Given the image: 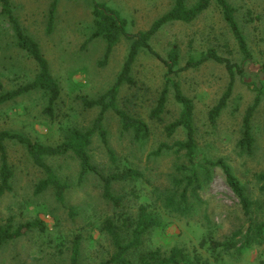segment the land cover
Listing matches in <instances>:
<instances>
[{
  "label": "rangeland",
  "instance_id": "1",
  "mask_svg": "<svg viewBox=\"0 0 264 264\" xmlns=\"http://www.w3.org/2000/svg\"><path fill=\"white\" fill-rule=\"evenodd\" d=\"M51 1L11 0L15 15L26 32L39 42L60 84V97L54 105L56 116L51 118L44 111L47 98L39 89L0 104V129L20 132L45 144L62 141L72 127L82 130L91 127L99 109L84 107L80 96L96 97L112 84L131 43L130 39L121 37L106 61L101 63L106 47L104 37L97 36L83 45L94 26L92 0H58L52 30L46 33ZM96 1L103 2L126 20L127 33L146 29L173 3V0ZM194 1L186 0V3L191 5ZM228 2L235 8L236 21L251 52L249 60L242 62L243 55L214 0H210L207 8L191 22L165 23L151 36L150 44L165 57L171 43L176 41L179 45L178 66H182L189 55L197 56L207 48L215 49L233 62L243 63L244 73L235 74L227 104L214 124L208 119V111L228 84L229 74L224 65L208 60L180 71L177 78L183 92L194 103L198 157L223 158L246 186L249 196L262 205V214L264 192L258 189L254 175L264 171L263 95L251 120L254 136L251 153L240 152L236 142L240 137L243 113L257 92L255 85L264 83V0ZM165 70L160 59L140 49L132 67L135 85H124L118 96L120 107L148 123L150 135L147 139L136 141L132 131H122L118 117L110 110L103 119L117 165L120 168L136 167L143 173L138 181L113 184L116 193L136 190L138 197L128 194L123 200V211L134 216L138 206L144 204L161 221V226L150 229L143 236L141 248L167 251L173 245H182L206 258L207 264H264V249L259 246L241 252L230 250L217 260L210 253L209 238L222 240L232 231L245 227L238 200L219 168H213L211 179L200 189L201 202L192 216L179 217L163 207L161 194L169 187L172 175L179 174L176 166L185 161L183 153L174 152V149L152 154L159 144H172L184 138L181 128L170 136L164 131V125L175 119L180 109L173 99L171 87L161 119L148 118L163 86ZM34 73V61L15 46L10 25L0 12V90L25 83ZM6 148L13 176L11 190L0 196V224L6 223L8 218L14 226L38 218L46 229L33 228L3 243L0 264H69L71 243L76 234H80L79 264H98L109 257L114 246L101 224L105 217L116 212L101 195L102 183L98 175L88 172L79 180V161L70 152L46 156V162L58 178L68 184L64 203L60 204L55 200L53 188L47 187L38 193L34 191L44 173L33 163L24 146L10 140L6 142ZM88 153L103 173L112 170L104 144L97 134L91 136ZM70 207L73 214L69 213ZM132 256H136L135 251Z\"/></svg>",
  "mask_w": 264,
  "mask_h": 264
},
{
  "label": "trees",
  "instance_id": "2",
  "mask_svg": "<svg viewBox=\"0 0 264 264\" xmlns=\"http://www.w3.org/2000/svg\"><path fill=\"white\" fill-rule=\"evenodd\" d=\"M219 7L221 14L230 28V31L237 43L238 49L243 55L242 62L249 60L251 52L247 45L234 12L235 8L228 0H214ZM58 0H52L48 8L46 23V33H50L54 23L55 8ZM210 0H195L191 5H187L186 0H173L170 8L157 17L144 30L134 33H127L125 30L126 20L114 9L106 6L103 2L92 0L93 30L83 42V45L97 36L104 37L106 41L103 55L104 63L114 45L121 37L131 40L125 59L122 63L112 84L96 97L80 96L82 105L86 108L98 107V112L93 119L92 125L86 130L76 127L69 129L65 139L55 144H45L31 139L29 136L10 129H0V196L11 190V178L13 170L8 161L6 148L7 141H14L24 146L31 157L33 163L39 167L44 177L35 185L36 193L43 191L47 187L54 190L55 200L64 203L65 189L67 182L61 181L52 167L46 162V156L62 155L72 153L79 161V180L88 172L98 175L102 183V197L110 202L115 209L113 216H107L102 221L101 227L109 236L114 251L109 257L100 260L98 264H207L208 260L202 258L197 252H192L182 245H173L167 251L160 248L142 249L143 236L152 228L161 226V221L157 215L150 211L146 205L141 204L137 208L134 216L123 211V200L130 194L136 197V190L131 189L129 193H116L113 190L115 182L132 183L143 177V173L136 167L125 166L120 168L117 165V157L107 140V133L103 125V119L107 111H112L119 119L122 131H132L136 141H143L150 135L148 123L137 114L122 108L118 104V96L124 85H135L132 75V67L140 49H144L156 58L160 59L165 67L164 83L155 100V104L148 112L150 120H160L165 111L167 96L170 87L173 90V99L179 104L180 109L175 119L164 125L165 133L170 136L178 128L184 132L183 139H177L172 144L161 143L152 154L158 155L163 149H174V152H182L185 161L176 166V171L171 177L169 187L161 194L162 205L168 212L179 217H190L197 212V206L201 202L200 189L212 177L213 168H219L225 182L235 195L240 205L245 227L232 231L222 240L208 239L210 253L215 260L221 257L222 253L230 250L241 252L245 248L259 246L264 249V211L258 200L252 199L246 186L233 172L231 166L221 157L211 159L198 157V143L196 138V128L194 125V103L192 98L186 95L177 78L182 70L197 67L205 61L213 60L223 64L229 74V81L215 104L208 111V119L214 124L222 109L226 106L230 96L235 74L244 73L243 63L233 62L230 58L217 53L213 48H207L197 56L189 55L182 66L179 63V45L173 41L166 53L162 57L150 44V38L165 23L173 21L191 22L209 5ZM0 12L6 17L12 34L14 44L23 50L35 63V73L31 80L19 84L11 89L0 90V104L9 101L23 93L32 90H42L46 94V106L44 111L54 118V105L57 103L61 87L53 75L50 63L42 52L37 39L26 32L19 19L14 13L11 0H0ZM1 88V87H0ZM256 95L249 104L242 116L240 137L236 145L242 153H251L254 145L252 133V116L264 96V83L255 85ZM127 101H130L127 98ZM97 134L104 144L109 163L112 170L103 173L100 168L91 161L88 153V146L91 143V136ZM258 182V189L264 192V171L255 175ZM138 197V196H137ZM73 214V208H68ZM36 228L39 231L46 229L42 220L36 218L24 221L14 226L11 218L6 223L0 224V246L8 240L15 239L27 230ZM128 234L127 237L125 235ZM136 256H132V252ZM80 254V234H76L71 243L69 264H79Z\"/></svg>",
  "mask_w": 264,
  "mask_h": 264
}]
</instances>
